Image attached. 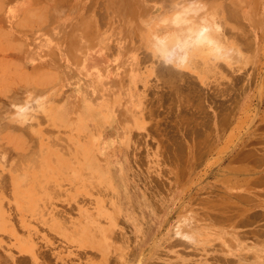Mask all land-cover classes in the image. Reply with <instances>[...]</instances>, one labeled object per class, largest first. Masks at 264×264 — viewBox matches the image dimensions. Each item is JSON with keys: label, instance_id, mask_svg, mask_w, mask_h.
<instances>
[{"label": "rangeland", "instance_id": "obj_1", "mask_svg": "<svg viewBox=\"0 0 264 264\" xmlns=\"http://www.w3.org/2000/svg\"><path fill=\"white\" fill-rule=\"evenodd\" d=\"M251 248L264 0H0V264H248Z\"/></svg>", "mask_w": 264, "mask_h": 264}, {"label": "crops", "instance_id": "obj_2", "mask_svg": "<svg viewBox=\"0 0 264 264\" xmlns=\"http://www.w3.org/2000/svg\"><path fill=\"white\" fill-rule=\"evenodd\" d=\"M156 7V6H155ZM162 8V7H161ZM163 14V9H161V10H159V12L157 13V17H160L161 15ZM78 22L77 21H75L74 22V24L72 25L74 28H76L77 27V24ZM174 28V27H173ZM68 31V30H67ZM67 31H65V29H63V31H61L60 32V34H59V36H60V38L55 42V39L56 38H51L52 40H51V44L50 45H48V50H49V52L52 54V55H54V53H56L57 52V49H56V46H59V47H63V45L65 46V40L64 39H66V37L67 36H69L68 35V32ZM103 50L105 51V53L106 54H108L109 52V46L108 45H106V46H104V48H103ZM63 52L65 53V54H68L69 53V50H68V47L66 48H63ZM214 65H218L219 67H220V63H217V64H214ZM52 69V68H51ZM53 69H54V67H53ZM52 69V70H53ZM53 72H55L56 73V71L55 70H53ZM57 73H60V74H62V69L60 68V67H57ZM205 78V77H204ZM204 78H202V80L203 81H205V79ZM261 251H263V250H261ZM249 254H251V256H252V254L254 255V259L256 260V261H251L250 260V262H248V264H259V262H258V257H260L261 259L263 258L264 259V254H260L259 253V250L258 249H256L255 251L254 250H252V248L250 249V253ZM255 254H256V256H255ZM235 256H238V255H235ZM243 256H245V255H243ZM226 259H228V257L226 258ZM261 262H264V261H261ZM229 263H231V259H229V260H222V259H219V260H217V261H214V262H209V260L207 261V262H205V261H203V260H197V259H190V258H184V259H173V264H229Z\"/></svg>", "mask_w": 264, "mask_h": 264}, {"label": "bare ground", "instance_id": "obj_3", "mask_svg": "<svg viewBox=\"0 0 264 264\" xmlns=\"http://www.w3.org/2000/svg\"><path fill=\"white\" fill-rule=\"evenodd\" d=\"M35 2V1H34ZM37 3H38V1H37ZM42 3H43V1H42ZM55 3V2H54ZM67 3V2H66ZM35 4H36V2H35ZM56 4V3H55ZM60 4H61V1H60ZM65 4V3H64ZM77 4V3H76ZM62 5V4H61ZM31 11V10H30ZM26 20V19H25ZM28 21V20H27ZM31 21V20H30ZM175 39V38H174ZM196 39V38H195ZM202 39V38H201ZM200 39V40H201ZM191 40V39H190ZM189 42V41H188ZM170 44V43H169ZM172 44V43H171ZM208 45V44H207ZM186 55V54H185ZM179 60V59H178ZM181 60V59H180ZM178 77V76H177ZM99 78H101V79H103L102 78V76L101 75H99ZM180 79V78H179ZM99 82L97 81V84H98ZM26 91V90H25ZM38 91V90H37ZM181 91V90H180ZM183 92V91H182ZM41 93V92H40ZM184 94V93H183ZM119 97V96H118ZM10 98V97H9ZM13 98V97H12ZM14 98H16V97H14ZM95 99V98H94ZM100 100H103V98L101 99V98H99ZM10 100V99H9ZM20 100V99H19ZM96 100V99H95ZM18 102H20V101H18ZM106 102V101H105ZM105 102H102V103H105ZM15 104V103H14ZM29 107V106H28ZM101 107H104V110L106 111V113L109 115V116H112V114H113V110L111 109V103H109L108 104V101H107V103L105 104V105H101V104H97V102H93V104H92V108H93V110H95L96 112H100V108ZM28 109V108H27ZM25 113V112H24ZM27 115V114H26ZM24 116V115H23ZM14 125V124H13ZM19 125V124H18ZM17 127V126H16ZM19 128V127H18ZM21 129V128H20ZM26 129V128H25ZM194 132H196L195 130H194ZM197 133V132H196ZM12 141V140H11ZM36 141V140H35ZM179 145V144H178ZM180 146V145H179ZM182 146V145H181ZM34 152V151H33ZM5 153V152H4ZM13 154V153H12ZM32 155V154H31ZM36 155V154H35ZM9 156V155H8ZM34 157V156H33ZM33 161H34V159H32ZM20 166V165H19ZM17 180V179H16ZM16 182H19V180L18 181H16ZM21 252H23V253H28V251H26V250H24V249H21ZM19 260V259H18ZM33 260H35V258H33Z\"/></svg>", "mask_w": 264, "mask_h": 264}]
</instances>
